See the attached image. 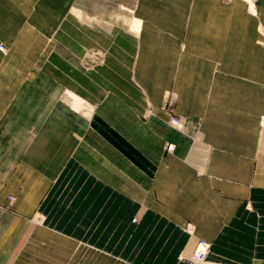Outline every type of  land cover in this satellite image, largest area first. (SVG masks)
<instances>
[{"label":"crops","instance_id":"0c3cea01","mask_svg":"<svg viewBox=\"0 0 264 264\" xmlns=\"http://www.w3.org/2000/svg\"><path fill=\"white\" fill-rule=\"evenodd\" d=\"M253 1L142 0L111 41L61 0H0V264H187L199 239L264 264Z\"/></svg>","mask_w":264,"mask_h":264},{"label":"bare ground","instance_id":"6f19581e","mask_svg":"<svg viewBox=\"0 0 264 264\" xmlns=\"http://www.w3.org/2000/svg\"><path fill=\"white\" fill-rule=\"evenodd\" d=\"M87 1L88 0H71L70 1L71 3H69L68 8L64 10L65 1L61 0L62 9L67 13L72 14V16H74L77 23L76 25L78 27L83 25L87 27L89 30L94 29L101 31L106 35V38L111 41H113V39L118 38L120 35L122 37L125 34L134 36L135 38H139L141 36L144 26L146 24L145 16H143L140 12L141 6L143 4L142 0H115L120 3V6L118 8L117 6L114 5L110 8L109 6L104 7L95 2L91 3L89 1V3H87ZM245 1L249 5L250 11L256 14V10H255L256 7L254 6V1L253 0H245ZM262 34L264 36V30H262ZM120 39L123 40L124 38H120ZM7 53L8 51L4 50L3 55H6ZM172 127L175 130H183L184 125L182 124V122L180 123L179 121L178 124L172 125ZM174 149L175 147L173 146V151ZM187 232L188 234L193 235L195 234V228H192L191 231L187 230ZM208 264H215L209 260V256H208Z\"/></svg>","mask_w":264,"mask_h":264},{"label":"built area","instance_id":"2783aa9c","mask_svg":"<svg viewBox=\"0 0 264 264\" xmlns=\"http://www.w3.org/2000/svg\"><path fill=\"white\" fill-rule=\"evenodd\" d=\"M0 50L4 51L5 46L0 45ZM180 118L174 117L171 119L170 124L175 125L179 123ZM167 151H173V144H169L167 146ZM11 201L14 200L13 197L10 198ZM193 226L191 224H188L187 229L188 231H191ZM211 250V244L207 242L204 239H199L197 241L196 247L194 252L191 254V256L187 258H183L181 261L187 263V264H208V256Z\"/></svg>","mask_w":264,"mask_h":264},{"label":"rangeland","instance_id":"374dc122","mask_svg":"<svg viewBox=\"0 0 264 264\" xmlns=\"http://www.w3.org/2000/svg\"><path fill=\"white\" fill-rule=\"evenodd\" d=\"M89 1L92 3V2H95V3H98L99 5H102V6H104V7H106V6H109V8L110 7H112L113 5L114 6H117V8L120 6V3L119 2H117V1H115V0H88L87 1V3H89ZM97 1V2H96ZM118 3H119V5H118ZM98 19V18H97ZM121 40V39H120ZM90 54H91V56H90ZM97 53H93V52H90L89 53V55L87 56V57H89V59H91V60H94V58H96V55ZM102 55H103V53H102ZM104 56V55H103ZM169 110V109H168ZM170 113H172V112H170ZM174 117H177V118H180L179 116H176V115H174V114H171V118H170V121H171V119L172 118H174ZM180 120H181V118H180ZM182 121H180V123H181ZM170 144V143H169ZM168 144V145H169ZM167 145V146H168ZM167 146H166V150H167ZM11 198V197H10ZM187 227V226H186ZM187 229V228H186Z\"/></svg>","mask_w":264,"mask_h":264}]
</instances>
